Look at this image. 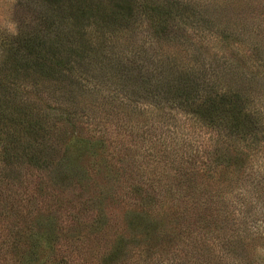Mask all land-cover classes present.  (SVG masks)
<instances>
[{
	"label": "rangeland",
	"instance_id": "1",
	"mask_svg": "<svg viewBox=\"0 0 264 264\" xmlns=\"http://www.w3.org/2000/svg\"><path fill=\"white\" fill-rule=\"evenodd\" d=\"M173 2L179 3L168 16ZM80 6L110 25L96 24L90 44V36L83 38L79 30L83 21L73 22L75 47L67 49L66 58L73 60L71 71L65 61L35 85L33 72L18 71L15 56L4 65L0 50V78L17 81V89L3 93L8 105L1 109L12 157L0 161V264H37L34 256L38 264H206L204 257L215 264L219 250L207 254L205 237L192 225L196 219L174 221L163 200L172 182L149 167L155 155L170 160L174 172L182 151L193 157L195 141L205 144L210 131L195 132L182 115L145 104L137 88L152 67L143 54L135 57L136 65H143L140 72L123 75L119 83L103 56L127 59L134 44L146 41L150 23L160 18L175 42L191 47L189 54L176 55L181 65L191 57L223 56L241 78L258 75L252 92L264 89V0H82ZM182 13L185 20L173 18ZM120 16L125 20H116ZM47 24L45 10L32 0H0V48L7 34ZM134 24L138 30L132 37L101 36ZM38 117L43 122L34 133L26 126ZM164 148L173 152L161 153ZM229 158L235 162V153ZM183 159L188 167L194 161ZM227 176L232 194L241 195L236 175L225 170L221 183ZM254 198L247 211L264 232V197ZM34 245L37 254L31 255ZM256 257L264 259L260 251Z\"/></svg>",
	"mask_w": 264,
	"mask_h": 264
},
{
	"label": "trees",
	"instance_id": "2",
	"mask_svg": "<svg viewBox=\"0 0 264 264\" xmlns=\"http://www.w3.org/2000/svg\"><path fill=\"white\" fill-rule=\"evenodd\" d=\"M32 1L43 7L49 24L34 32L7 34L2 38L0 50L4 65L9 63L12 56L18 57L20 63L17 67H20L17 70L25 69L29 73L32 71L33 81L35 85H39L47 74L65 61L67 65L64 67L71 71L73 60L66 58L69 56L67 49L73 50L75 47L70 38L75 20L83 21L79 30L82 31L83 38L90 36V44L95 37L91 33L92 28L98 23L106 27L110 24L106 20L99 22L96 15H91L90 10L82 8V0ZM178 3L173 2V5L168 6L171 9L168 16H172L171 6ZM66 12L68 14L64 15ZM186 17L185 13L173 16L181 21ZM115 18L125 20L124 16ZM150 29L145 35L146 41L134 44L135 50L130 51L129 56L126 55L127 59L122 56L103 57L111 68L113 66L115 81L119 83L123 81V75L130 77L133 72H140L139 68L143 65H136L135 57L139 52L143 54L148 67H152L151 72L150 69L146 71V80L137 88L143 93L145 104L182 115L193 124L195 132L203 129L210 131L205 144L195 141L198 146L193 157L182 151V159L174 172H170V166L173 165L170 160H159L160 158L153 156L157 159L149 167H157L154 174L172 182L164 189L163 196V200L170 205L168 209L171 217L174 221L183 218L190 221L196 219L192 225L195 231L205 237L203 242L208 245L207 254L212 248L219 250L220 255L213 260L215 264L243 261L246 264H255L263 261L264 259L256 257V252L260 251L264 255V248H257L255 244L264 245V232L254 226L255 220L251 211H247L256 201L255 196L261 194L264 197V89L252 92L255 83H259V77L256 74L250 78L243 75L241 78L236 66L226 62L223 56L211 61L191 57L187 65H181L176 55L182 52L189 54L192 52L191 47L184 48L185 45L175 42L160 18L150 23ZM137 30L134 24L127 28H112L108 35L104 33L101 36L111 35L114 38L125 34L132 37ZM92 54L95 55L93 49ZM54 81V84L62 87L59 79ZM7 89H17V81L0 78V125L5 120L1 109L8 105L6 97L3 96ZM35 96L38 99L39 93ZM15 102L16 100L14 105ZM130 102L134 104L138 101ZM42 122L43 118L38 117L26 128L34 133L39 132L37 130ZM3 125L5 128L0 126V161L7 162L12 155L5 133L10 130L7 124ZM17 136L18 132L15 137ZM229 142L237 143V146H232ZM168 152L173 150L164 148L161 151L164 154ZM231 152L235 153V162L229 158ZM184 156L194 160L190 163L191 166L185 165L187 162L183 159ZM225 170L227 175H236L237 182H240L241 195L232 194V188L227 182L228 176L223 182L225 184L221 183V174ZM188 232L193 234L194 231ZM44 243L45 248H48L47 242ZM198 245L195 242L194 246ZM32 254H37L36 245ZM199 255V252L194 254ZM248 256L250 260L247 261ZM35 257L37 256L32 261L38 264ZM203 259L206 264L212 262L211 258ZM198 263L202 264V261Z\"/></svg>",
	"mask_w": 264,
	"mask_h": 264
}]
</instances>
